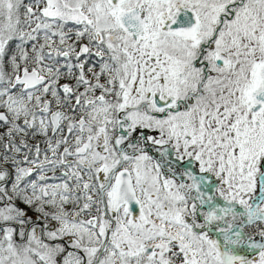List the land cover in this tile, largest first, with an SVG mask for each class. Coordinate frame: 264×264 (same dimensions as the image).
Instances as JSON below:
<instances>
[{"label":"snow or ice","instance_id":"1","mask_svg":"<svg viewBox=\"0 0 264 264\" xmlns=\"http://www.w3.org/2000/svg\"><path fill=\"white\" fill-rule=\"evenodd\" d=\"M0 264H264V0H0Z\"/></svg>","mask_w":264,"mask_h":264}]
</instances>
